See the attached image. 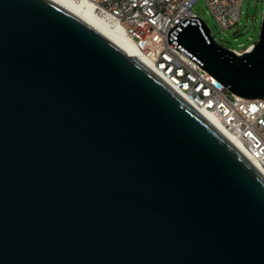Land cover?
<instances>
[{
    "label": "water",
    "instance_id": "95a60500",
    "mask_svg": "<svg viewBox=\"0 0 264 264\" xmlns=\"http://www.w3.org/2000/svg\"><path fill=\"white\" fill-rule=\"evenodd\" d=\"M169 42L264 99V14L237 54ZM59 0H0V264H264V172L142 57Z\"/></svg>",
    "mask_w": 264,
    "mask_h": 264
},
{
    "label": "built area",
    "instance_id": "2783aa9c",
    "mask_svg": "<svg viewBox=\"0 0 264 264\" xmlns=\"http://www.w3.org/2000/svg\"><path fill=\"white\" fill-rule=\"evenodd\" d=\"M89 1L99 15L118 23L151 65L198 109L212 114L264 172V99L248 100L231 93L169 42V32L183 18H200L193 12L198 0ZM205 1L220 27L230 28L239 23L243 0Z\"/></svg>",
    "mask_w": 264,
    "mask_h": 264
},
{
    "label": "rangeland",
    "instance_id": "374dc122",
    "mask_svg": "<svg viewBox=\"0 0 264 264\" xmlns=\"http://www.w3.org/2000/svg\"><path fill=\"white\" fill-rule=\"evenodd\" d=\"M241 11L238 24L222 28L217 24L205 0H198L193 7V12L207 23L219 44L244 52L258 41L264 14V0H243Z\"/></svg>",
    "mask_w": 264,
    "mask_h": 264
},
{
    "label": "bare ground",
    "instance_id": "6f19581e",
    "mask_svg": "<svg viewBox=\"0 0 264 264\" xmlns=\"http://www.w3.org/2000/svg\"><path fill=\"white\" fill-rule=\"evenodd\" d=\"M59 1L68 5L73 10H75L77 13L82 15L83 17L89 19L91 22L96 24L98 27H100L102 30H104L106 33H108L110 36L116 39L122 46H124L127 49V53H126L127 56L142 57L146 62H148L151 65L149 60L144 56L141 50L137 47L136 43L126 34L125 30L118 23H116L112 18L103 17L99 15L97 11L95 10L94 5L89 0H59ZM248 49L250 50L252 48L249 47ZM199 110H201L204 114H206L227 136H229L232 139V137L228 134V132H226L223 129V127L219 124V122L216 120V118L212 114L202 109H199ZM232 140L234 141V139ZM239 147L243 150L241 146Z\"/></svg>",
    "mask_w": 264,
    "mask_h": 264
}]
</instances>
